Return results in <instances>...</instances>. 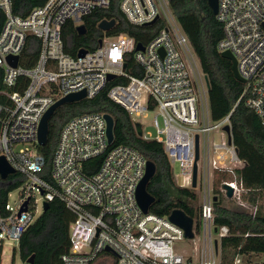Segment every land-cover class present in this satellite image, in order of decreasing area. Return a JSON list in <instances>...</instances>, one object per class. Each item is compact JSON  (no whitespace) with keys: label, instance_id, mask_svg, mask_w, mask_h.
<instances>
[{"label":"built area","instance_id":"2783aa9c","mask_svg":"<svg viewBox=\"0 0 264 264\" xmlns=\"http://www.w3.org/2000/svg\"><path fill=\"white\" fill-rule=\"evenodd\" d=\"M110 1L46 0L20 17L12 13L10 0H0L4 18L0 27L3 84L7 89L17 87L19 79L24 84L19 90L4 93L9 104L0 103V157L23 180L14 206L6 202L0 208V239L18 245L39 216V196L43 204L60 201L74 216L68 229L69 250L61 256L60 264H220L214 244L229 233L226 227L213 225L212 176L223 173L231 177L217 190L225 197L223 185L232 189L231 198H225L233 202L234 210L251 217L257 211L242 199L247 191L236 171L244 162L231 140L230 114L219 121L211 120L205 76L169 0H120L119 11L129 24L146 27L158 20L163 23L142 45L143 51H135L138 43L134 39L118 35L99 39L100 45L97 42V47L82 57L66 54L63 25H83L84 17L107 9ZM215 18L222 28L216 49L219 54L227 51L233 56L244 81L238 102L243 101L264 129V0H217ZM28 37L39 41L32 68L20 66ZM129 55L139 76L126 71ZM8 57H17L15 67L7 63ZM109 74L126 80L112 86L107 97L134 124L136 118L155 112L149 125L154 135L144 132L140 125L141 138L163 146L170 166H177V176L186 182L187 189H192L197 138L194 190L199 174L201 183L210 182L200 202L203 246L197 259L177 250L175 245L185 239L184 232L168 216L143 213L137 205L135 193L146 160L128 146L110 148L104 114L76 116L63 126L47 174L50 181L46 179L44 159L37 154L41 118L69 94L84 91L85 99H93L108 83ZM226 126L229 134L224 131ZM97 158L101 161L94 171L92 161ZM1 255L0 250V259ZM239 263L240 258L235 257L232 264ZM22 264L29 263L26 260Z\"/></svg>","mask_w":264,"mask_h":264},{"label":"trees","instance_id":"16d2710c","mask_svg":"<svg viewBox=\"0 0 264 264\" xmlns=\"http://www.w3.org/2000/svg\"><path fill=\"white\" fill-rule=\"evenodd\" d=\"M12 13L24 17L32 9L42 6L46 0H10ZM120 0H111L107 9L95 10L82 20L85 28L83 35H78L71 22L63 25L61 38L64 52L75 57L79 50L92 51L103 37L125 35L135 42L146 45L163 27L158 20L146 27L129 24L119 11ZM170 8L173 16L187 37L198 60L200 69L209 83L207 99L212 121H219L230 114L231 140L237 156L244 162V167L236 171L247 194L242 199L252 206L264 198V129L258 118L239 100L243 84L237 81L231 71V62L220 57L216 49L222 38V28L207 4V0H172ZM0 12V27L3 23ZM102 20H114V27L106 33L97 29ZM39 51V41L28 37L20 56V66L32 68ZM131 55V54H130ZM127 57L126 71L139 76V69ZM13 89L3 84V71L0 68V103L9 104L5 92H12L23 87L20 83ZM125 79L116 78L106 83L104 89L93 99L64 104L58 107L48 121L46 141L37 148V154L44 159L46 179L58 135L63 126L72 118L88 113L108 114L112 117L113 142L110 148L125 145L139 152L146 161L155 165V174L146 184L147 193L154 201L148 213L167 217L173 210H180L192 220H196L194 233L198 234L199 206L194 189L176 186L172 169L164 153L163 146L156 141H145L135 133L134 123L128 114L107 97L108 90L116 84H125ZM101 158L92 161L94 171ZM231 179L227 174L214 175L213 225L226 227L228 236L220 240V264H232L235 257L250 258L262 256L264 264V215L258 209L254 217L222 205V196L217 190L221 182ZM23 180L17 175H10L0 180V208L6 202L10 192L17 190ZM41 214L31 224L17 245V253L22 262L33 256L32 264H60L61 256L69 250L68 229L74 216L58 201L46 202ZM43 204V205H44ZM257 208V207H256ZM15 253V252H13Z\"/></svg>","mask_w":264,"mask_h":264},{"label":"water","instance_id":"95a60500","mask_svg":"<svg viewBox=\"0 0 264 264\" xmlns=\"http://www.w3.org/2000/svg\"><path fill=\"white\" fill-rule=\"evenodd\" d=\"M169 1H172V0H169ZM207 4L209 8L211 9L213 15H216L217 0H207ZM114 24H115L114 20H109V21L102 20L98 23L97 29L100 30L101 32L106 33L114 27ZM263 28H264V24H263ZM75 29L78 35H83L85 33V28L83 25L77 26ZM98 45H100V41H98ZM135 51H143V46L138 43L136 45ZM85 53H86L85 50H79L77 52V56L82 57ZM220 57L231 62V71L233 73L234 78L240 83H244V81L239 77L236 71V62L233 56L229 52L225 51V52L220 53ZM6 61L10 66L15 67L17 64V57H8ZM113 79H114V75L109 74L106 80L107 82H110ZM205 82H206V88L208 90L209 83H208L207 77H205ZM83 99H85L84 91L72 93L56 101L46 111V113L41 118V121L38 127V132H37V143L39 146H43L45 144L47 131H48V121L50 117L52 116L53 112L61 105L79 102ZM104 119L106 122L107 143L110 146L113 142L114 122H113L112 117L108 114L104 115ZM134 129H135L136 135L138 137H141L142 131L138 123L134 124ZM224 131L227 134H229V127L228 126L224 127ZM197 160H198V143H197V138H195V158H194V165H193V171H192V186H191L192 189L196 187V175H197L196 161ZM13 174H14V170L6 162L5 158L0 157V180L4 181L7 179L8 176L13 175ZM154 174H155V165L150 161H146L144 176L139 182V184L137 185L136 193H135L137 205L139 206V208L141 209L143 213H147L150 204L154 201L153 197L150 196L146 191V184L151 180ZM223 189L225 190V197L227 199H230L232 196V189L226 185H223ZM212 200L213 202H215L216 197H213ZM25 205H26V202L24 203L21 211L25 210ZM44 208H45V204L43 205V209ZM168 219L171 223H173L174 225L178 226L179 228L183 230L185 239L187 240L194 239L193 220L190 217L186 216L180 210H173L169 214ZM214 246H215V250L217 251L218 250L217 242H215ZM106 251L109 252L108 249H106ZM32 262H33V256L27 259V263L32 264Z\"/></svg>","mask_w":264,"mask_h":264},{"label":"rangeland","instance_id":"374dc122","mask_svg":"<svg viewBox=\"0 0 264 264\" xmlns=\"http://www.w3.org/2000/svg\"><path fill=\"white\" fill-rule=\"evenodd\" d=\"M145 118L143 117H139L135 119V123H138L139 125H141L143 127V131L147 132L149 134L154 135V130L149 126L150 123L153 120V117L155 116V112H147L145 114ZM201 164V163H200ZM172 173L174 176V182L176 184L177 187L179 188H186V182L184 180H182L181 178H179L177 176L178 174V168L176 165H172ZM229 179V177H228ZM212 181V186L214 189V175L211 178ZM206 187H210V182L203 184L201 183V178H200V174L198 175V186L197 189L195 190L196 195H197V200H198V206L200 208V202H201V198L203 195L204 190L206 189ZM18 194L19 191L18 190H14L12 192H10L9 196L7 197V203L10 206H14V203L16 202L17 198H18ZM222 196V195H221ZM37 198V202H36V208H37V216L41 214L42 212V208H43V203L42 200L40 199L39 196L36 197ZM222 205L228 209H235V205L233 204L232 201L227 200L225 197L222 196ZM256 207L258 209V211L264 215V198L260 201V203L256 204ZM198 221L200 223L199 225V232L198 234H195V237L193 240H183L179 243H177L175 245V247L177 248L178 251L185 253L187 255H189L190 257H192L193 259H197L198 258V253L199 251H201V248L203 246V235H202V229H201V222L200 219L198 217ZM195 223L196 220H193V226L195 228ZM218 243V255L220 256V242L217 241ZM0 250H1V259H0V264H22V261L19 258V255L17 253V244L14 241H10L7 239L1 240L0 239ZM15 252V253H13ZM262 262V256H251L250 258H246V257H240V263L239 264H260Z\"/></svg>","mask_w":264,"mask_h":264},{"label":"crops","instance_id":"0c3cea01","mask_svg":"<svg viewBox=\"0 0 264 264\" xmlns=\"http://www.w3.org/2000/svg\"><path fill=\"white\" fill-rule=\"evenodd\" d=\"M194 235H195V233H194Z\"/></svg>","mask_w":264,"mask_h":264}]
</instances>
